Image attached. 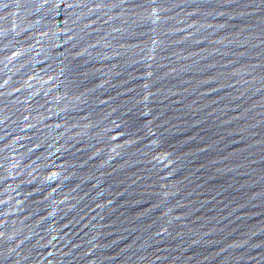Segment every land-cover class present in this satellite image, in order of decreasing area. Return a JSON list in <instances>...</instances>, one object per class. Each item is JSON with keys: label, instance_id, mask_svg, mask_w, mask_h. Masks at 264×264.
I'll return each instance as SVG.
<instances>
[{"label": "water", "instance_id": "obj_1", "mask_svg": "<svg viewBox=\"0 0 264 264\" xmlns=\"http://www.w3.org/2000/svg\"><path fill=\"white\" fill-rule=\"evenodd\" d=\"M0 264H264V0H0Z\"/></svg>", "mask_w": 264, "mask_h": 264}]
</instances>
